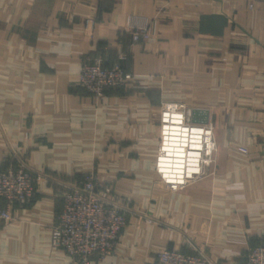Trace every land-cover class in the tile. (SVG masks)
Masks as SVG:
<instances>
[{
  "label": "crops",
  "instance_id": "1",
  "mask_svg": "<svg viewBox=\"0 0 264 264\" xmlns=\"http://www.w3.org/2000/svg\"><path fill=\"white\" fill-rule=\"evenodd\" d=\"M146 26L149 39L131 41ZM125 54L136 80L95 101L84 60ZM208 113L214 160L181 190L155 170L159 108ZM38 171L0 226V264H73L51 245L63 193L95 171L126 213L94 264H153L158 251L245 264L264 245V0H0V171Z\"/></svg>",
  "mask_w": 264,
  "mask_h": 264
},
{
  "label": "built area",
  "instance_id": "2",
  "mask_svg": "<svg viewBox=\"0 0 264 264\" xmlns=\"http://www.w3.org/2000/svg\"><path fill=\"white\" fill-rule=\"evenodd\" d=\"M131 41L147 40L146 26L130 32ZM127 57L106 66L99 57L84 60L77 84L99 101L107 90L129 87L136 78L123 63ZM192 108L182 102H163L159 108L158 148L155 170L161 183L171 190H181L200 179L214 160L215 146L210 124L192 121ZM43 174L24 167H7L0 171V226L13 221L12 207L33 198L34 185ZM103 184L95 171L85 174L62 196V211L51 226V245L63 252L73 264H94L95 258L112 254L119 235L127 224L125 211L103 194ZM153 264H209L202 254H185L179 250L157 252ZM245 264H264V245L252 247Z\"/></svg>",
  "mask_w": 264,
  "mask_h": 264
},
{
  "label": "water",
  "instance_id": "3",
  "mask_svg": "<svg viewBox=\"0 0 264 264\" xmlns=\"http://www.w3.org/2000/svg\"><path fill=\"white\" fill-rule=\"evenodd\" d=\"M192 121L201 124L208 123V113L204 110H198L192 108L191 110Z\"/></svg>",
  "mask_w": 264,
  "mask_h": 264
}]
</instances>
